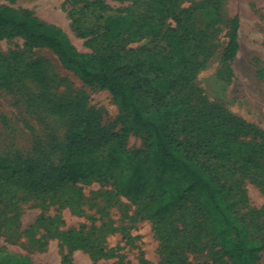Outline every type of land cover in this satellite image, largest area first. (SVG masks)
Here are the masks:
<instances>
[{"label": "trees", "instance_id": "obj_1", "mask_svg": "<svg viewBox=\"0 0 264 264\" xmlns=\"http://www.w3.org/2000/svg\"><path fill=\"white\" fill-rule=\"evenodd\" d=\"M69 1L82 4L80 11L97 13L96 20H102L93 52H79L62 28L42 21L30 10L4 5H0V39L20 37L28 48L46 47L82 82L106 89L117 105L120 127L109 132L92 108L84 110L77 101L45 94L41 105L48 114L70 118L65 142L58 145L48 132L26 152L0 155V209L13 206L16 215L27 198L74 204L81 197L82 185L107 184L152 222L161 254L156 264H193L187 253L202 247V242L196 244L201 237L231 264H261L264 204L243 214L239 206L245 195L238 196V192L244 189L246 176L264 192V133L205 104L196 109L189 89L182 93L195 65L177 28L165 32L167 50L162 55L137 49L114 51L118 40L160 35L161 24L158 20L137 22L128 10L105 14L103 0ZM155 1L161 5L166 0ZM173 18L183 29L179 14ZM238 26L233 16L222 52L224 63L232 62L239 49ZM88 31L80 35L94 33ZM1 61V86L10 85L11 70H16L18 77L31 78L44 90L47 87L39 59L23 61L21 52H13ZM130 135L140 137L139 148H126ZM223 173L234 182H226ZM58 221L39 215L36 225L60 238L69 251L96 247L92 233L82 227L76 231L55 228L52 233ZM120 248L100 245L95 254L114 258L112 264H132L118 253ZM0 264L30 261L0 247Z\"/></svg>", "mask_w": 264, "mask_h": 264}, {"label": "rangeland", "instance_id": "obj_2", "mask_svg": "<svg viewBox=\"0 0 264 264\" xmlns=\"http://www.w3.org/2000/svg\"><path fill=\"white\" fill-rule=\"evenodd\" d=\"M103 3L107 5L105 14L128 10L137 22L158 20L162 26L157 36L146 34L118 40L112 46L114 51L137 49L162 55L167 50L165 32L177 28L195 65L182 93L189 89L196 109L205 104L208 109L224 112L264 133V0H166L161 5L155 0H103ZM0 5L28 9L42 21L59 26L79 52H93L99 44L95 36L101 33L102 20H96L97 13L80 11L82 4L72 5L69 0H0ZM173 14H179L183 29L178 28ZM233 16L239 21V49L232 62L224 63L222 52ZM76 18H80L77 24ZM90 29L94 33L80 35ZM13 52H21L23 61L39 59L42 62L47 87L44 90L31 78L18 77L16 70H11L8 87L0 85V155L26 152L48 132L54 134L58 145L65 142L70 118L48 114L41 105L45 94L50 98L77 101L84 110L92 108L109 132L119 129L118 108L106 89L82 82L61 65L50 49L28 48L20 37L0 39L1 66V60ZM140 146L139 136L128 137V150ZM222 176L226 182H234L229 174ZM242 187L238 196L245 195L239 206L243 214L248 209H260L264 204L261 185L246 176ZM72 196L77 199L76 194ZM77 200L74 204L61 205L27 198L19 204L16 215L13 206L5 211L0 209V247L25 256L30 264H112L114 258L95 254L100 245L120 246L118 253L132 264H144L142 260L156 264L160 260L159 239L152 222L137 214L136 206L116 195L111 186L97 182L82 185L81 197ZM39 215L59 219L56 227L51 228L52 233L55 228L76 231L81 227L84 232H91L96 247L69 251L60 238L36 225ZM201 242L202 247L187 253L193 264H231L215 252L216 247H210L207 238L201 237L196 244ZM260 263L264 264V252L260 253Z\"/></svg>", "mask_w": 264, "mask_h": 264}]
</instances>
